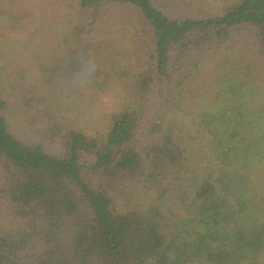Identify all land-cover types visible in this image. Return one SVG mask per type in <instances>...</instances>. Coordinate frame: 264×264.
<instances>
[{
    "label": "trees",
    "instance_id": "trees-1",
    "mask_svg": "<svg viewBox=\"0 0 264 264\" xmlns=\"http://www.w3.org/2000/svg\"><path fill=\"white\" fill-rule=\"evenodd\" d=\"M0 264H264V0H0Z\"/></svg>",
    "mask_w": 264,
    "mask_h": 264
},
{
    "label": "rangeland",
    "instance_id": "rangeland-1",
    "mask_svg": "<svg viewBox=\"0 0 264 264\" xmlns=\"http://www.w3.org/2000/svg\"><path fill=\"white\" fill-rule=\"evenodd\" d=\"M163 105H160V102L156 106L155 113L151 116L149 121L146 123L144 127L145 134H151L150 136H155L160 133L162 130V126L165 123L164 116L162 112Z\"/></svg>",
    "mask_w": 264,
    "mask_h": 264
},
{
    "label": "clouds",
    "instance_id": "clouds-1",
    "mask_svg": "<svg viewBox=\"0 0 264 264\" xmlns=\"http://www.w3.org/2000/svg\"><path fill=\"white\" fill-rule=\"evenodd\" d=\"M94 70L93 66L89 65V73Z\"/></svg>",
    "mask_w": 264,
    "mask_h": 264
}]
</instances>
